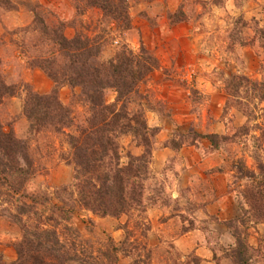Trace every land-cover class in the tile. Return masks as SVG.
<instances>
[{
	"label": "rangeland",
	"instance_id": "rangeland-1",
	"mask_svg": "<svg viewBox=\"0 0 264 264\" xmlns=\"http://www.w3.org/2000/svg\"><path fill=\"white\" fill-rule=\"evenodd\" d=\"M82 3L62 0L57 8L56 4L42 0H10L6 6H0V76L9 88L0 103V120L6 130L12 129L17 138L25 141L37 167L36 173L18 192H12L7 183H0V256L6 262L17 259L16 245L23 236V221H27L29 225L55 229L64 247L71 251L73 248L81 255H97V261L103 264H112L109 252L116 254V264H180L182 253L174 242V235L185 224L178 217L171 218L184 207L172 200V188L178 183L177 174L188 167L189 161L196 183L189 185V189H193L188 191L191 202L187 210L199 221V227L206 228L208 222H212L216 232L222 228L218 224H223L233 236L237 229L248 245L246 264H264V220L253 215L256 210L245 197L253 183L238 169V163L244 161L249 169L258 173L260 163H264V35L261 33L264 0H182L176 18L181 19L179 22L190 20L200 26L206 32L204 42L193 48L194 52H185L180 44L179 61L163 68L159 61V67L140 84L146 98L142 105L132 104L130 110H143L148 124L156 129L154 135H149L147 145L133 132L120 134L116 139L119 158L112 159L111 167H116L117 163L128 166L132 161L137 164L134 159L140 156L144 159L139 162L145 166L140 174L141 205L117 216L103 215L83 205L81 186L74 184L84 183L86 175L79 180L74 177L68 136L46 130L34 132L25 111L31 91L48 93L54 87L43 70L30 66L37 55L51 54L42 53L51 46L41 44L44 39L38 16L50 24L63 22L65 35L67 25L73 23L78 27L76 33L95 37L103 44L104 61L112 58L104 52L110 51V42L116 45L115 54L124 45L137 52L144 45L156 56L155 50L148 48L141 34L133 29L130 9L129 29L124 24L128 19L122 17L117 26L109 15H104L96 25L85 24L81 16ZM234 75L248 77L262 86L257 89L251 82L232 81ZM47 80L51 86L44 91ZM79 92L78 87L72 90L64 86L59 94L65 104L73 106L80 124L87 110L73 95ZM115 99L114 90L107 89L106 100L111 103ZM158 121L160 124L156 126ZM165 127L167 131L160 133ZM214 133L220 135L215 138L217 146L208 137L201 136ZM164 147L192 148L206 157L210 154L211 159L202 165H211L212 160L217 165L205 172L217 169L225 172L227 194L238 206L239 215L220 218L214 214L202 218L200 209L205 208L204 201L214 193L196 168L201 164L194 158L185 159L184 155L167 156L160 152ZM62 186H69L70 191H62ZM32 195L37 198L35 202L30 200ZM60 196L68 201V207L74 206V210H60L58 206L63 203ZM25 202L32 204L27 213L21 210ZM159 209L166 214L158 217ZM187 217L186 224L194 227L195 219L189 214ZM230 223L233 227H229ZM158 230L163 236L152 234ZM214 247L217 264L238 262L237 253L232 251L234 247L220 246L218 242ZM185 262L204 264L194 252L187 254Z\"/></svg>",
	"mask_w": 264,
	"mask_h": 264
},
{
	"label": "trees",
	"instance_id": "trees-1",
	"mask_svg": "<svg viewBox=\"0 0 264 264\" xmlns=\"http://www.w3.org/2000/svg\"><path fill=\"white\" fill-rule=\"evenodd\" d=\"M82 1V13L89 7H100L104 15H109L114 23L126 18L125 28L131 27L130 5L128 0H78ZM10 0H0V6H6ZM79 9V5L77 6ZM177 14L172 15L174 22H179ZM43 35L42 45L51 46L44 52L49 56L37 55L30 62L31 67L43 70L54 82L51 92L38 93L31 91L27 98L25 111L30 120V129L38 133L43 130L52 133H63L68 136L71 161L75 165V179L85 177L81 186L80 196L83 205L103 215L117 216L141 205L142 185L140 174L144 157H135L137 164L111 167L112 159L119 158L118 143L120 134L133 132L141 136L144 145L150 143L149 135H154L155 127H151L140 109L130 110L134 103L142 105L146 95L140 91V84L159 67L158 58L144 45L137 52L124 45L114 57L102 60L103 44L87 33L77 32L73 37L64 33L63 22L50 24L38 16ZM264 35V28L261 29ZM48 42V43H46ZM251 82L257 89L261 83L248 77L234 75L233 80ZM64 86L72 90L79 88L78 97L86 105L87 113L79 124L73 106L65 104L60 98V89ZM264 86V85H263ZM113 89L115 101L106 100V90ZM9 88L0 76V103ZM143 109V108H142ZM70 129V131H66ZM75 130V131H73ZM208 137L214 146L218 134L201 135ZM225 138V136H223ZM0 183H7L12 192H18L36 173L34 159L27 151L24 140L17 138L12 129L6 130L0 120ZM23 161V162H22ZM105 167V169L103 168ZM259 172L249 169L244 161L238 163L242 175L252 180V185L245 192V197L254 211V216L264 220V163L259 165ZM14 179H11L12 176ZM130 176V178L128 177ZM134 178V179H132ZM62 191H70L69 186H62ZM74 191V190H73ZM72 192V191H71ZM31 202L36 201L30 196ZM58 208L62 211L74 210L68 207V201ZM31 202L24 203L22 212L27 213ZM22 220V219H21ZM236 221V220H235ZM229 227H233L230 223ZM23 236L16 245L17 259L6 262L0 256V264H103L97 261V255H81L64 247V242L55 229L41 228L37 225L22 224ZM238 262L246 264L248 245L238 230H234ZM112 264H116L117 256L109 252Z\"/></svg>",
	"mask_w": 264,
	"mask_h": 264
},
{
	"label": "crops",
	"instance_id": "crops-1",
	"mask_svg": "<svg viewBox=\"0 0 264 264\" xmlns=\"http://www.w3.org/2000/svg\"><path fill=\"white\" fill-rule=\"evenodd\" d=\"M42 2L46 4H56L57 8H60L62 4V0H42ZM181 2L182 0H130L129 2L133 29L141 34V39L148 48H153L155 50L156 56L161 63V68L174 61H179L177 51L180 44L182 48L185 49V52L190 50L194 52L193 48L202 46L204 42L206 32L201 30L200 26H196L193 21L186 20L184 22H174L172 15L177 12ZM81 16L85 24L96 25L101 21L104 14L100 7L93 6L87 8ZM67 19L69 20V18ZM70 22L72 23V21ZM77 30V25L69 23L65 31L66 36L73 37ZM116 39L119 40V38ZM115 47L116 45L110 42V51H104L106 56L109 55L110 58L113 57L115 54ZM45 84L44 91H48L51 83L47 80ZM159 124L160 122L158 121L155 125L158 126ZM166 129L167 127L160 129V133H165L167 131ZM162 134L160 136H162L163 140L164 137ZM160 152L167 154V156L184 155L185 159L191 160L194 158L201 164L196 168L199 169V174L205 177L209 182L213 190L212 193H214L209 199L204 201L205 208H199L202 211V218L203 216L205 218V216L210 217V215L214 214L220 216V218L239 215L238 206L233 201L232 197L227 194L228 176L225 172L218 169L210 173L205 172L208 168L217 165L213 160L211 161V165H202L204 162L211 159L210 154L207 157L206 155L202 156L198 154L197 151H194V149L185 147L179 150H172L169 147H164ZM188 163V167L180 170L177 174L178 183L174 184L172 188V200L181 207H184L179 210L178 214L172 215L171 218L174 219V217H178L181 221H184L185 224L182 225V227L184 226L183 229L174 235V242L178 250L182 253V262L180 264H187L185 261L187 259V254L190 252H194V254L200 257L204 264H217V260L214 257L217 250L214 244L218 242L220 246L234 247L236 240L230 230L223 224H218V226H222V228L216 232L212 229V226H214L212 222H208V227L206 228L199 227V221L187 210V206L191 202L188 191L193 189V187L189 189V185L191 186V184L196 183V181L193 180L194 176L192 173L194 171H191V162L188 161ZM159 210L161 213L158 217L164 213L166 214L165 210ZM197 212H199L198 209H196V213ZM187 214L196 221V225L192 228L186 224L189 221ZM152 234L156 237L163 236L159 230Z\"/></svg>",
	"mask_w": 264,
	"mask_h": 264
}]
</instances>
